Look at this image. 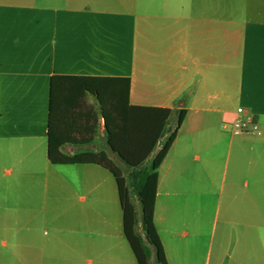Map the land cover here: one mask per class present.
Listing matches in <instances>:
<instances>
[{
  "label": "crops",
  "instance_id": "obj_1",
  "mask_svg": "<svg viewBox=\"0 0 264 264\" xmlns=\"http://www.w3.org/2000/svg\"><path fill=\"white\" fill-rule=\"evenodd\" d=\"M55 75L171 109L155 153L186 112L159 168L168 264H264V0H0V264H140L116 178L50 161ZM109 150L101 122L63 153Z\"/></svg>",
  "mask_w": 264,
  "mask_h": 264
},
{
  "label": "trees",
  "instance_id": "obj_2",
  "mask_svg": "<svg viewBox=\"0 0 264 264\" xmlns=\"http://www.w3.org/2000/svg\"><path fill=\"white\" fill-rule=\"evenodd\" d=\"M130 89L129 78L53 76L48 124L49 158L57 165H97L109 171L121 187L125 230L140 264H149L152 256L157 264H168L155 226L159 168L176 139L186 112H180L176 131L147 166V160L164 137L171 109L132 105ZM101 122L105 124L108 148L126 165L127 174L105 151H79L72 156L63 153L67 145L78 149L91 146ZM130 156H133L132 161ZM132 196L139 200L141 218L131 204ZM139 222L144 236L134 230Z\"/></svg>",
  "mask_w": 264,
  "mask_h": 264
},
{
  "label": "rangeland",
  "instance_id": "obj_3",
  "mask_svg": "<svg viewBox=\"0 0 264 264\" xmlns=\"http://www.w3.org/2000/svg\"><path fill=\"white\" fill-rule=\"evenodd\" d=\"M90 102H94V100L91 99ZM175 121H176V118L174 117L173 120L171 121V123H173ZM164 142L159 146V149L157 150V152L161 149L162 145H164ZM156 154L157 153H154L147 160V166L151 165V163H152L154 157L156 156ZM109 156L123 169V171L125 172V174H127V167H126V165L116 155H114L113 153L109 152ZM130 160L131 161L133 160V156H130ZM130 201H131V204H132V206L134 208L135 213L137 212L138 213V216L141 218V206H140V203H139L138 198L136 196H132V198L130 199ZM135 216H136V214H135ZM134 230H135V232L140 233L143 236L145 234V232L141 229V223L140 222H139V224L138 223L136 224V226L134 227ZM4 258H6L10 262V257H4ZM149 264H157L154 256H152L150 258Z\"/></svg>",
  "mask_w": 264,
  "mask_h": 264
},
{
  "label": "built area",
  "instance_id": "obj_4",
  "mask_svg": "<svg viewBox=\"0 0 264 264\" xmlns=\"http://www.w3.org/2000/svg\"><path fill=\"white\" fill-rule=\"evenodd\" d=\"M242 128H243V125H241L240 123L236 124L235 125V133H241L242 132Z\"/></svg>",
  "mask_w": 264,
  "mask_h": 264
}]
</instances>
